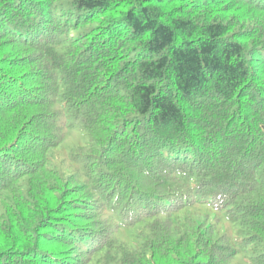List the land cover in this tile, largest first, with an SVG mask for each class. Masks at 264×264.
Returning <instances> with one entry per match:
<instances>
[{"label": "trees", "instance_id": "obj_1", "mask_svg": "<svg viewBox=\"0 0 264 264\" xmlns=\"http://www.w3.org/2000/svg\"><path fill=\"white\" fill-rule=\"evenodd\" d=\"M0 264H264V0H0Z\"/></svg>", "mask_w": 264, "mask_h": 264}, {"label": "rangeland", "instance_id": "obj_2", "mask_svg": "<svg viewBox=\"0 0 264 264\" xmlns=\"http://www.w3.org/2000/svg\"><path fill=\"white\" fill-rule=\"evenodd\" d=\"M72 130H74V134L71 136V138H74L78 133L76 130H79L80 133H82L83 137L85 138V133L83 132V129L81 126L79 125H75L74 128H72ZM81 144H83V141L81 142ZM214 219V220H213ZM202 220H206L205 218H202ZM214 221H217L215 218H212L211 222L210 223H213Z\"/></svg>", "mask_w": 264, "mask_h": 264}]
</instances>
